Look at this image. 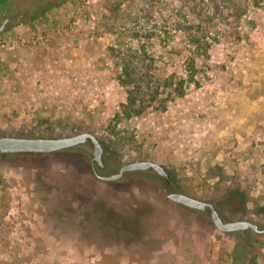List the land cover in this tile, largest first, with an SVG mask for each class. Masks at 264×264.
<instances>
[{"label": "rangeland", "instance_id": "rangeland-1", "mask_svg": "<svg viewBox=\"0 0 264 264\" xmlns=\"http://www.w3.org/2000/svg\"><path fill=\"white\" fill-rule=\"evenodd\" d=\"M1 6L29 18L0 33V138L89 132L105 169L90 143L0 153V264H264V235L218 231L154 173L96 176L152 161L172 192L264 227V0ZM121 82L143 108L115 121Z\"/></svg>", "mask_w": 264, "mask_h": 264}, {"label": "water", "instance_id": "water-1", "mask_svg": "<svg viewBox=\"0 0 264 264\" xmlns=\"http://www.w3.org/2000/svg\"><path fill=\"white\" fill-rule=\"evenodd\" d=\"M0 27V33L2 32ZM85 143L92 144V162L98 169L104 167L103 147L99 139L92 133L86 132L71 137L62 138H0V153L2 154H52L62 151L73 150ZM152 170L162 178H169L164 167L152 161H138L124 165L110 176L96 175L101 181H116L127 173H139ZM169 201L199 213H205L213 226L225 234H236L251 230L255 234L264 235V227L257 224L238 220L226 222L217 209L211 203L203 202L181 193L170 192L166 194Z\"/></svg>", "mask_w": 264, "mask_h": 264}, {"label": "trees", "instance_id": "trees-1", "mask_svg": "<svg viewBox=\"0 0 264 264\" xmlns=\"http://www.w3.org/2000/svg\"><path fill=\"white\" fill-rule=\"evenodd\" d=\"M46 4V8H50L53 5H57L58 3L64 2L65 0H40ZM120 81V79H119ZM122 86L127 88V97L124 104L120 105L119 112H117L114 116L115 121H121L125 119H130L139 114L141 109L143 108V93L142 87L138 86L137 83H132L133 85H129L126 83H122ZM172 91L175 96L181 97L184 94V81H179L177 85L171 83L170 85ZM116 146L119 147L120 144L116 143Z\"/></svg>", "mask_w": 264, "mask_h": 264}, {"label": "flooded vegetation", "instance_id": "flooded-vegetation-1", "mask_svg": "<svg viewBox=\"0 0 264 264\" xmlns=\"http://www.w3.org/2000/svg\"><path fill=\"white\" fill-rule=\"evenodd\" d=\"M9 0H0V4H2L1 7L5 6V4L8 3ZM40 13V11H38L36 13V15H38ZM29 18V15H21V14H14L13 12L9 11V10H3V12L0 15V27L3 29L1 33H3L4 31H7L9 29L14 28L15 24H20L23 23L24 21H26ZM102 169H105V166L101 169H99L100 171ZM154 173L152 170H148L145 172H141V173ZM156 175V173H154ZM158 177V179L160 180L162 187H163V191L165 194L172 192L170 190V188L168 187L169 185V178H162L158 175H156ZM252 231L251 230H247L245 232H239L238 234H240L243 238V241H247V238L249 239L250 235H251Z\"/></svg>", "mask_w": 264, "mask_h": 264}]
</instances>
